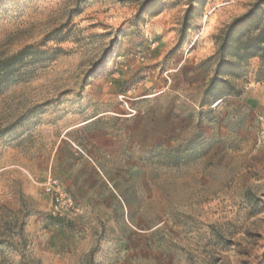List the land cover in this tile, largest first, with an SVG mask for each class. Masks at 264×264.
Here are the masks:
<instances>
[{
	"label": "rangeland",
	"instance_id": "obj_1",
	"mask_svg": "<svg viewBox=\"0 0 264 264\" xmlns=\"http://www.w3.org/2000/svg\"><path fill=\"white\" fill-rule=\"evenodd\" d=\"M256 1L0 0V264H264V61L202 94Z\"/></svg>",
	"mask_w": 264,
	"mask_h": 264
},
{
	"label": "trees",
	"instance_id": "obj_2",
	"mask_svg": "<svg viewBox=\"0 0 264 264\" xmlns=\"http://www.w3.org/2000/svg\"><path fill=\"white\" fill-rule=\"evenodd\" d=\"M187 22L186 16L183 20L184 29L187 28ZM214 42L215 54L207 59L214 65L213 76L202 92L205 100L210 102L222 101L228 93H235L228 79L235 77L242 64L253 58L264 61V0L256 1L246 13L221 29ZM57 51L59 50L56 49L53 53ZM46 55L47 51L25 46L17 53L0 60V87L17 81L28 66L45 61ZM49 59H53V56Z\"/></svg>",
	"mask_w": 264,
	"mask_h": 264
},
{
	"label": "built area",
	"instance_id": "obj_3",
	"mask_svg": "<svg viewBox=\"0 0 264 264\" xmlns=\"http://www.w3.org/2000/svg\"><path fill=\"white\" fill-rule=\"evenodd\" d=\"M53 184H55V182H53Z\"/></svg>",
	"mask_w": 264,
	"mask_h": 264
}]
</instances>
